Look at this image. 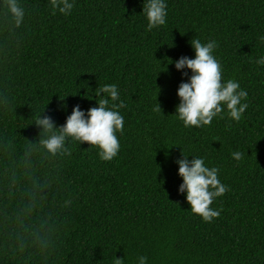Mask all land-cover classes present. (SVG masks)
<instances>
[{"label": "trees", "instance_id": "trees-1", "mask_svg": "<svg viewBox=\"0 0 264 264\" xmlns=\"http://www.w3.org/2000/svg\"><path fill=\"white\" fill-rule=\"evenodd\" d=\"M19 3L15 27L0 0V264H264V0H167V23L151 31L143 0H76L68 16L50 0ZM193 38L216 40L223 79L247 91L239 122L176 118L187 77L167 62L193 58ZM105 84L120 94L109 107L124 105L117 157L70 138L71 155L49 153L36 119L59 128ZM182 154L228 187L211 223L179 191Z\"/></svg>", "mask_w": 264, "mask_h": 264}, {"label": "clouds", "instance_id": "clouds-1", "mask_svg": "<svg viewBox=\"0 0 264 264\" xmlns=\"http://www.w3.org/2000/svg\"><path fill=\"white\" fill-rule=\"evenodd\" d=\"M2 2L11 15L14 26L20 27L25 18V9L19 0ZM75 2L76 0H50V5L53 14L58 11L68 16ZM141 12L147 20V31L163 26L167 23V0H143ZM190 45L194 52L193 58L182 56L174 62H167L173 63L175 69L187 77V82L180 83L176 92L179 98L175 110L176 118L185 127L200 128L210 125L214 118L222 116L226 111L232 121L239 122L249 107L244 102L248 99V93L241 88L238 81L223 79L222 65L214 55L218 42L213 39L202 43L200 39L193 38ZM255 63L264 67V56H260ZM95 95L100 97L96 107L85 111L79 105L74 106L59 128L50 117L36 119L37 126L48 137L41 143L49 153L63 151L66 155H71V151L65 148V141L70 138L80 144L86 142L96 146L102 161H111L117 157L121 144L116 133L123 131L124 116L116 109L124 105L120 102L119 105L113 104L109 107V101L119 100V89L115 84H105L95 89ZM154 110L161 112L157 103ZM231 155L239 161L246 153L235 151ZM187 157L182 154V158L176 161L178 175L183 180L179 191L184 194L191 213L200 216L203 222L211 223L220 216L222 209L210 205L216 198L223 196L228 187L219 179V168L207 166L203 157L192 156L191 160ZM114 264H124V258H115ZM137 264H148V257H137Z\"/></svg>", "mask_w": 264, "mask_h": 264}]
</instances>
